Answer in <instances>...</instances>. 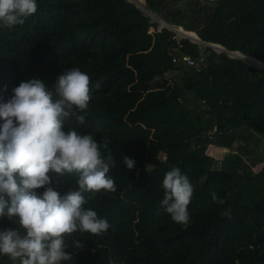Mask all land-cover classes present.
Returning a JSON list of instances; mask_svg holds the SVG:
<instances>
[{"label": "trees", "instance_id": "trees-1", "mask_svg": "<svg viewBox=\"0 0 264 264\" xmlns=\"http://www.w3.org/2000/svg\"><path fill=\"white\" fill-rule=\"evenodd\" d=\"M36 2L23 25L0 28V99L32 78L51 88L60 73L78 67L90 87H101H92L85 123L72 119L63 130L107 140L102 154L110 150L115 161L109 175L116 191L85 193V207L110 228L65 236L73 259L62 264H264V166L253 173L236 154H253L254 139L264 136V68L211 47H202V65L174 63L171 33H151L158 23L129 0ZM145 2L160 21L264 65V0H187L182 10L180 0ZM183 44L177 55H199L197 46ZM210 147L232 156L218 165ZM124 156L135 160L134 169ZM173 167L194 186L187 228L161 206L162 181ZM49 176L61 195L78 190L74 173ZM213 192L223 204L213 202ZM18 228L17 217L0 218V229ZM0 264L19 262L0 255Z\"/></svg>", "mask_w": 264, "mask_h": 264}, {"label": "clouds", "instance_id": "clouds-1", "mask_svg": "<svg viewBox=\"0 0 264 264\" xmlns=\"http://www.w3.org/2000/svg\"><path fill=\"white\" fill-rule=\"evenodd\" d=\"M36 11V0H0V28L23 25ZM92 87L100 89L101 83ZM92 87L89 75L74 67L60 73L51 88L32 78L14 88L6 101L0 99V218L17 217L19 223L18 229H0V255L13 262H71L65 236L76 232L101 235L110 228L106 219L85 207V193L116 191L109 175L115 161L110 150L106 156L101 151L108 150L109 142L98 143L75 128L63 130L72 119L85 123ZM123 163L132 170L136 162L124 156ZM50 172L58 177L74 173L78 190L61 195L52 186ZM162 187L161 206L175 223L187 228L194 192L189 177L173 167L165 173ZM41 188L43 193H37ZM211 198L224 203L215 192Z\"/></svg>", "mask_w": 264, "mask_h": 264}, {"label": "built area", "instance_id": "built-area-1", "mask_svg": "<svg viewBox=\"0 0 264 264\" xmlns=\"http://www.w3.org/2000/svg\"><path fill=\"white\" fill-rule=\"evenodd\" d=\"M158 30L154 29V33L157 34V32H162L163 30H166L171 33L170 41L175 42V44L168 46L170 51V54L173 55V62L174 63H184L187 67H196L198 65H202L206 62V55L202 54V47H212L216 52L218 53H225L227 54L230 58L236 59L239 58L236 53L233 52H225V49L223 47H220L218 45H212L209 43H206L202 41L199 37L193 38L190 35H188L189 32L184 31L183 28H177L172 25H168L166 23H163L161 27H158ZM191 34V33H190ZM184 41H188L189 44L192 46H197L200 49V53L197 57H191L188 55L190 53L188 50L186 52H183L184 55H177V50H184ZM172 48V49H171Z\"/></svg>", "mask_w": 264, "mask_h": 264}, {"label": "rangeland", "instance_id": "rangeland-1", "mask_svg": "<svg viewBox=\"0 0 264 264\" xmlns=\"http://www.w3.org/2000/svg\"><path fill=\"white\" fill-rule=\"evenodd\" d=\"M141 1L144 2L145 5H146V2L144 0H141ZM200 1H202V0H200ZM211 1H215V0H211ZM186 2H187V0H180V2H177L176 9L177 10L184 9L185 6H187V3ZM152 21L155 22L154 19H152ZM166 24H168V23H166ZM168 25H170V24H168ZM158 29L159 28H157V30ZM184 31H186V30H184ZM150 32L151 33H154V29L153 28L150 29ZM163 32H165V30H163L161 33L160 32H157V34H159V36H160V39H161L162 35H165V33H163ZM212 45H214V44H212ZM206 52H207L206 49L202 50V53H206ZM249 65L250 66H253V67L256 66V65H253V64H250V63H249ZM256 67L262 68L261 65L260 66H256ZM243 132L245 133L246 130L244 129ZM252 147L254 149L253 154L252 153H248L246 150H244V151L238 150L236 152V154L242 155L244 157V159H245V162L249 165V168L251 169V171L253 173H257L264 166V162H258V159L259 158H263L264 159V136H262V135L256 136V138L253 141ZM208 155L210 157H212L214 160H216L217 163H218V165H222L223 164V161H224L223 159H224L225 155L227 157H229V156L231 157L232 156V152L229 151V150L228 151H220V150L216 149L215 147H210L208 149Z\"/></svg>", "mask_w": 264, "mask_h": 264}, {"label": "water", "instance_id": "water-1", "mask_svg": "<svg viewBox=\"0 0 264 264\" xmlns=\"http://www.w3.org/2000/svg\"><path fill=\"white\" fill-rule=\"evenodd\" d=\"M129 1H130L131 3H133V5L136 6L137 9H139L140 11H142L143 13H145L146 15H148L151 19H154L155 22L158 23V27H161V26L163 25L164 22L160 21V19H159L157 16L153 15L152 13H150V12L146 9V7H145V3H144V8H145V9H143V8L139 7V6L137 5L136 2L131 1V0H129ZM144 1H145V0H144ZM225 52H228V51L225 50ZM236 54L238 55L239 59L244 60V62L247 63V64L249 65V63H248L247 60H246V57H244V56H242V55H240V54H238V53H236ZM247 59H250V58H247ZM251 60H253V59H251ZM254 61H256V60H254ZM256 62H257V61H256ZM257 63H259V62H257ZM259 64H260V63H259ZM260 65H261L262 68H264V65H262V64H260ZM256 66H257V65H256Z\"/></svg>", "mask_w": 264, "mask_h": 264}, {"label": "bare ground", "instance_id": "bare-ground-1", "mask_svg": "<svg viewBox=\"0 0 264 264\" xmlns=\"http://www.w3.org/2000/svg\"><path fill=\"white\" fill-rule=\"evenodd\" d=\"M136 2V1H135ZM137 3V5L139 6V7H141V8H143L144 9V3H140V2H136ZM188 35H190L191 37H193V38H196V39H198L197 38V35L195 36L194 34H190V33H188ZM246 60H247V62L248 63H250V64H253V65H257V66H260V64L259 63H257L256 61H254V60H251V59H247L246 58Z\"/></svg>", "mask_w": 264, "mask_h": 264}, {"label": "crops", "instance_id": "crops-1", "mask_svg": "<svg viewBox=\"0 0 264 264\" xmlns=\"http://www.w3.org/2000/svg\"><path fill=\"white\" fill-rule=\"evenodd\" d=\"M193 34V33H192ZM234 53V52H233Z\"/></svg>", "mask_w": 264, "mask_h": 264}]
</instances>
